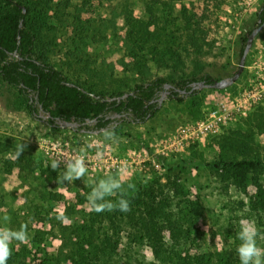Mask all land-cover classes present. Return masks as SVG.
<instances>
[{
  "label": "rangeland",
  "instance_id": "374dc122",
  "mask_svg": "<svg viewBox=\"0 0 264 264\" xmlns=\"http://www.w3.org/2000/svg\"><path fill=\"white\" fill-rule=\"evenodd\" d=\"M20 1L29 8L27 29L36 49L64 72L72 73L85 52L95 64L118 62L113 80L93 81L110 94L131 90L145 68L173 81L202 67L217 78L231 75L239 61L237 36L256 26L264 0H165L164 9V0H156L154 10L160 16L166 11V30L180 34L178 40L187 39L182 9L195 10L203 48L197 60L185 57L178 66L172 59L158 65L144 51L140 67L118 60L125 54L119 36L124 27L132 18L148 19L142 0ZM168 50H160L165 59L183 52ZM263 74L264 26L235 82L199 89L181 102L165 97L146 122L116 126L115 141L105 140L102 131L45 126L29 115L16 88L0 80V149L7 148L0 153V200L6 204L0 227L28 226V239L12 242L7 264H240L241 221H254L264 235ZM72 79L92 84L76 73ZM218 116V128L197 127ZM21 142L27 147L19 169L14 153ZM74 155L85 157L88 171L84 179L61 184L63 164L57 170L47 165ZM245 160L256 164L233 167ZM214 162L222 166L208 165ZM108 175L124 182L129 212L90 210L91 180ZM257 243L264 247L259 236Z\"/></svg>",
  "mask_w": 264,
  "mask_h": 264
},
{
  "label": "trees",
  "instance_id": "16d2710c",
  "mask_svg": "<svg viewBox=\"0 0 264 264\" xmlns=\"http://www.w3.org/2000/svg\"><path fill=\"white\" fill-rule=\"evenodd\" d=\"M142 1L148 19L142 21L132 18L131 22L124 27V32H119L121 44L125 48L124 57L118 60L121 65L125 66V59H128L137 65L136 67L145 66L142 63L144 51L151 54L158 65L168 63L169 59L174 61V66L184 65L185 57L189 61L197 60L203 48L201 43L203 37L197 34L200 28L197 26L198 22L193 20L195 10L187 12L185 8L182 9L181 20L187 30V39L178 40L181 37L180 34L171 36L166 30L168 15L165 10L163 12L166 7L165 0L162 16L154 10L156 0ZM28 12L29 8L25 7L20 0H0V80L16 88L26 100L29 115L49 128L62 129L64 122H73L77 125L69 128L77 132L81 130L100 132L108 127L115 128L123 122L144 123L160 109L157 98L161 91L165 90V83L187 89L192 81L204 80L211 83L214 79H218L204 67L196 72H190L189 77L176 81L171 80L169 76L151 73L148 68H145L142 71L143 79L136 82L131 90H118L106 94V89L93 81L100 80L103 83L113 80L112 73L118 62L102 59L95 64L96 60H91L89 54L85 52L81 54V58L75 60L77 66L72 73L64 72L50 62L43 49H36L35 36L27 29ZM256 16L261 19V22L264 21V1L259 6ZM260 23L256 21V25ZM251 30L248 28L237 36L239 57ZM173 46L176 49L181 48L182 54L173 52L168 59L163 58V52L160 50L167 48L170 53ZM75 73L85 76L92 84H88L86 80L72 79ZM169 91L167 98L181 102L187 95L196 94L199 89H194L187 95L172 88H169ZM40 113L47 117L44 119ZM4 150H7L6 146L1 147L0 153ZM17 160L16 166L21 169L22 165L19 161H23V158L20 156ZM255 164L245 160L235 162L233 167ZM208 165L222 166L215 162ZM5 170L8 173L12 171L9 160ZM5 205L0 200V208Z\"/></svg>",
  "mask_w": 264,
  "mask_h": 264
},
{
  "label": "clouds",
  "instance_id": "9594fccd",
  "mask_svg": "<svg viewBox=\"0 0 264 264\" xmlns=\"http://www.w3.org/2000/svg\"><path fill=\"white\" fill-rule=\"evenodd\" d=\"M105 140L115 141L116 133L114 128L108 127L102 130ZM27 145L23 142L17 145L15 158H19L25 151ZM63 164V171L59 176V183H73L77 179H84L88 169L85 157L74 155L68 158H53L47 165L53 170L60 169ZM90 192L87 200L90 210L101 212H112L119 210L129 212L131 210V201L128 190L124 187V182L118 177L108 175L105 178L90 182ZM264 239L254 223L251 220H242L238 239L240 244L236 251L240 264H264V247L258 246L257 238ZM28 239V226L22 224L19 229L9 227H0V264H7L12 255V242H24Z\"/></svg>",
  "mask_w": 264,
  "mask_h": 264
},
{
  "label": "water",
  "instance_id": "95a60500",
  "mask_svg": "<svg viewBox=\"0 0 264 264\" xmlns=\"http://www.w3.org/2000/svg\"><path fill=\"white\" fill-rule=\"evenodd\" d=\"M24 10V9H23ZM258 23L261 22V19L259 18ZM264 26V21L261 22L259 25H256L248 34L245 46L243 48L242 54L239 57L238 66L237 69L229 76L214 79L211 83H207L204 80H196L192 81L188 84V88H178L175 87L173 84L165 83L164 88L165 90H162L159 97L157 98V101L159 104H161L162 100L167 97V95L170 93L169 88H172L175 91H178L182 94H190L192 90L194 89H202V88H211V89H224L231 85L233 82H235L238 77L240 76L243 68H244V62L246 55L248 53V50L252 44L253 38L256 36V34L259 32V30ZM126 95V94H125ZM118 116V115H117ZM63 125L65 126H76V123L73 122H64Z\"/></svg>",
  "mask_w": 264,
  "mask_h": 264
},
{
  "label": "built area",
  "instance_id": "2783aa9c",
  "mask_svg": "<svg viewBox=\"0 0 264 264\" xmlns=\"http://www.w3.org/2000/svg\"><path fill=\"white\" fill-rule=\"evenodd\" d=\"M262 76V79H263V82H264V74L261 75ZM263 89H264V86H262ZM229 115V118L231 119L232 118V114H228ZM220 116L216 117V118H213L215 120H211L209 121L206 125H204V123L202 121H200L197 125V127H199L200 129L203 128V129H206V128H218V120H219ZM197 129V128H196ZM194 129V131L192 132L193 135H197V130Z\"/></svg>",
  "mask_w": 264,
  "mask_h": 264
}]
</instances>
